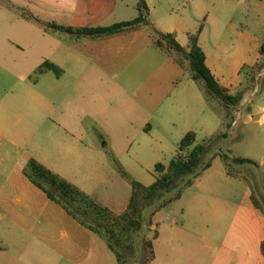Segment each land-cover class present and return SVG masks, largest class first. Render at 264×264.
<instances>
[{
	"label": "rangeland",
	"instance_id": "1",
	"mask_svg": "<svg viewBox=\"0 0 264 264\" xmlns=\"http://www.w3.org/2000/svg\"><path fill=\"white\" fill-rule=\"evenodd\" d=\"M78 2L76 26L109 27L138 17V0ZM146 2L149 14L158 17L163 27L177 29L181 42L187 43V35L198 34L202 28L205 47L214 48L218 41L234 68L241 60L252 61L259 55L240 72L233 93L242 94L239 105L227 106L207 95L204 84L191 79L188 62L183 70L173 61V57L180 58L178 54L170 56L154 46L149 26L115 36L69 35L51 29L41 18L4 13L1 7L0 89L14 93L36 90L57 104L52 119L58 121L65 118L63 105L71 102L72 118L82 119L88 126L86 137L99 140L102 136L117 157L135 161L134 178L146 186L156 180V164L168 165L190 131L196 132L197 143L208 140L203 162L218 152L227 153L228 166L221 157L213 158L211 167L184 188L179 199L171 193L142 201L143 228L135 234L134 249L122 251L126 264H184L172 259L161 241H154L156 229L150 230L151 225L159 223L161 236L166 231L185 235L200 230L195 223L199 217L242 216L249 220L264 216V57L256 50L264 43V0L261 17L247 0ZM214 17L219 22H213ZM25 23L33 28H25ZM243 31L247 35L241 36ZM57 41L72 48L68 61H63L66 55L55 47ZM51 59L62 61L61 76L39 71L45 62L54 63ZM227 122L232 123L228 136L215 137L226 131ZM234 158L250 159L255 165H240ZM240 225L230 220L211 224L217 231L238 230ZM87 264L119 262L106 242L95 235Z\"/></svg>",
	"mask_w": 264,
	"mask_h": 264
},
{
	"label": "crops",
	"instance_id": "2",
	"mask_svg": "<svg viewBox=\"0 0 264 264\" xmlns=\"http://www.w3.org/2000/svg\"><path fill=\"white\" fill-rule=\"evenodd\" d=\"M78 1L0 0V7L4 13L21 15L25 12L49 24L88 28L73 23ZM247 1L261 17V0ZM148 21L152 30L174 35L183 48L190 50L189 37L195 34L187 35V43L181 42L174 27H163L160 19L151 14ZM213 22H219L217 17ZM23 25L33 28L30 23ZM201 32L198 44L205 53L207 67L218 84L233 95L241 70L254 63L259 55L252 61L241 60L234 68L222 54L218 41L214 48L205 47ZM240 35L247 34L243 31ZM251 39L258 42L255 37ZM263 44L256 46L258 53ZM55 47L66 55L63 61L72 58L73 50L68 45L57 41ZM51 60L63 73L62 61ZM22 91L14 93L0 89V264H87L92 257L96 234L49 199L24 174V169L31 159H35L120 215L127 210L131 198V182L135 180L131 169L135 161H123L117 157L112 149H107L102 136L99 140L95 137L88 139V126L82 119L72 118L74 108L71 102L63 105L65 118L58 121L52 119L58 109L55 102L32 88L28 93H24L26 89ZM106 153L110 154L109 158ZM228 220L233 224L241 223L239 229L217 231L211 226ZM195 223L200 230L185 235L166 231L161 236L157 231L159 223L149 229H156L154 241H161L163 250L184 264H264V216L254 215L249 220L242 216L199 217ZM147 241L152 246L150 240Z\"/></svg>",
	"mask_w": 264,
	"mask_h": 264
},
{
	"label": "trees",
	"instance_id": "3",
	"mask_svg": "<svg viewBox=\"0 0 264 264\" xmlns=\"http://www.w3.org/2000/svg\"><path fill=\"white\" fill-rule=\"evenodd\" d=\"M137 9L138 17L136 19L109 27L74 29L56 24H51L50 27L54 30H62L75 35L98 37L114 36L140 26L151 27V23L148 21L149 8L146 0H138ZM22 16L33 19V16L25 12L22 13ZM200 31L198 34L189 37V51L177 42L174 35L162 34L155 29H153V43L156 48L170 56L174 53L178 54L180 58L175 59L173 57V59L182 68H184V63L188 62L191 79L195 82H202L207 95L218 98L227 106L239 105L242 94H228L218 84L207 67L205 53L198 44ZM259 53L264 57V44L261 46ZM39 71H53L57 76L61 74V69L50 62H45ZM224 127L226 131L215 137L226 138L228 136L232 123L227 122ZM213 139L214 137L209 141ZM207 144L208 140L197 143L196 132H188L179 143V150L169 164H156V180L153 184L145 186L132 180V194L128 208L120 215L114 214L35 159L29 161L24 169V174L35 186L45 192L49 199L63 207L90 232L101 237L106 242L108 250L115 255L119 264H126L122 251L134 249L135 234L143 228L142 201L162 199L165 195L171 193H176L175 198L179 199L183 189L190 187L194 179L199 177L203 171L209 169L212 165V159L215 157H221L228 166L227 162L230 157L224 152H218L211 160L203 162V158L207 153ZM233 161L240 165H255L254 161L245 158H234Z\"/></svg>",
	"mask_w": 264,
	"mask_h": 264
}]
</instances>
